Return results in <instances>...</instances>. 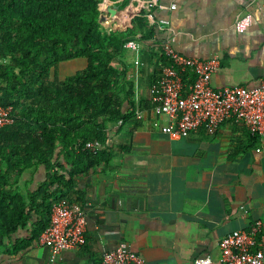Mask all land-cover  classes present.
I'll list each match as a JSON object with an SVG mask.
<instances>
[{"label": "crops", "instance_id": "obj_1", "mask_svg": "<svg viewBox=\"0 0 264 264\" xmlns=\"http://www.w3.org/2000/svg\"><path fill=\"white\" fill-rule=\"evenodd\" d=\"M114 2L107 4V19L100 18L107 34L131 26L129 7L138 13L152 10L157 21L170 25L150 23L154 40L136 41L138 51L126 48L134 57L133 72L127 57L120 67L137 82V114L132 123L109 126L111 160L78 181L88 220L86 244L56 258L38 242L19 252L0 246V264H104V255L120 242L147 264H194L200 257L223 264L220 242L257 220L263 223L258 241L264 252V150L256 153L264 142L257 146L249 128L235 121L187 137L164 134L153 126L156 117L148 110L151 85L163 71V45L172 37L182 55L220 59L212 78L215 89L259 86L264 80V0H124L120 14ZM248 14L253 24L240 34L236 21ZM111 15L117 19L109 21ZM45 176L43 168L25 173L21 191H33ZM27 235L26 230L17 237Z\"/></svg>", "mask_w": 264, "mask_h": 264}, {"label": "trees", "instance_id": "obj_2", "mask_svg": "<svg viewBox=\"0 0 264 264\" xmlns=\"http://www.w3.org/2000/svg\"><path fill=\"white\" fill-rule=\"evenodd\" d=\"M104 8L105 0H0V106L17 115L0 129V246L19 252L39 242L55 202L81 205L78 181L111 160L109 126L136 118V85L115 62H123L128 42H151L155 30L146 10L129 7L131 26L107 34ZM76 59L86 66L60 78V65ZM95 142L100 148L86 147ZM40 168L45 180L22 192L24 174Z\"/></svg>", "mask_w": 264, "mask_h": 264}, {"label": "built area", "instance_id": "obj_3", "mask_svg": "<svg viewBox=\"0 0 264 264\" xmlns=\"http://www.w3.org/2000/svg\"><path fill=\"white\" fill-rule=\"evenodd\" d=\"M112 1L105 0L101 17L107 19V4ZM120 2L124 0H117L114 4ZM170 9L176 10L177 5L172 4ZM147 18L152 26L170 25L166 19L157 21L152 10L148 11ZM252 24L253 18L248 14L240 17L235 27L237 32L243 34ZM174 43V37L164 43L163 52L169 66L163 68L161 76L150 88L151 112L156 117L153 126L164 134L187 137L200 129L214 131L227 121H235L247 126L252 136L264 142V80L256 87L215 89L212 78L220 69V59L214 56L202 60L182 55ZM126 48L139 49L134 40L128 42ZM186 76L187 80L194 78L193 83L187 84L184 80ZM16 119L13 106H0V129L13 125ZM100 146L95 142L88 143L86 147L97 149ZM263 150V146L257 147L256 153H263ZM243 210L247 213L245 208ZM87 226V214L82 205L67 199L59 200L52 206L50 225L38 243L47 247L52 257L56 258L66 250H77L86 244ZM262 226V221L257 220L249 230H237L225 237L220 242L222 263L264 264V252L258 241ZM103 263L147 264V261L128 243L120 242L115 250L104 255ZM194 264H212V261L208 257H200Z\"/></svg>", "mask_w": 264, "mask_h": 264}, {"label": "rangeland", "instance_id": "obj_4", "mask_svg": "<svg viewBox=\"0 0 264 264\" xmlns=\"http://www.w3.org/2000/svg\"><path fill=\"white\" fill-rule=\"evenodd\" d=\"M125 17V15L123 16ZM101 18V17H100ZM101 21V20H100ZM118 30L117 27H114V31ZM105 30V29H104ZM113 31V32H114ZM107 33V31H106ZM121 57V61H123L127 57V63H128V70L130 72H133V66H134V57L131 50H126ZM126 60V59H125ZM87 64L86 60L83 59H76L68 62H63L58 70V76L60 78H67L73 74H75L77 71L83 69ZM116 66L120 67V60L115 62ZM137 84V82L135 81Z\"/></svg>", "mask_w": 264, "mask_h": 264}, {"label": "water", "instance_id": "obj_5", "mask_svg": "<svg viewBox=\"0 0 264 264\" xmlns=\"http://www.w3.org/2000/svg\"><path fill=\"white\" fill-rule=\"evenodd\" d=\"M122 3L120 2V3H118L117 5H115V9L113 8V10L115 11V12H117L118 14H120V13H122V10H121V5ZM117 18L116 17H114V16H112V17H110L109 18V21H115Z\"/></svg>", "mask_w": 264, "mask_h": 264}]
</instances>
